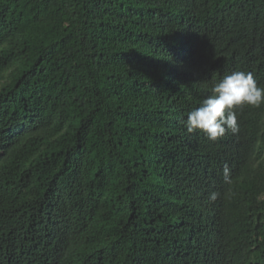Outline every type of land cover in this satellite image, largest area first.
<instances>
[{
	"label": "trees",
	"instance_id": "trees-1",
	"mask_svg": "<svg viewBox=\"0 0 264 264\" xmlns=\"http://www.w3.org/2000/svg\"><path fill=\"white\" fill-rule=\"evenodd\" d=\"M237 70L264 0H0V264H264V104L182 124Z\"/></svg>",
	"mask_w": 264,
	"mask_h": 264
},
{
	"label": "clouds",
	"instance_id": "clouds-1",
	"mask_svg": "<svg viewBox=\"0 0 264 264\" xmlns=\"http://www.w3.org/2000/svg\"><path fill=\"white\" fill-rule=\"evenodd\" d=\"M208 91L209 96L187 113L182 124L188 133L199 131L210 141L239 132L238 109L245 105L260 107L264 104V85L258 84L248 71L237 70L226 74L208 87L206 93ZM231 180V169L225 164L223 181L230 184ZM218 195V192H211L208 200L214 202Z\"/></svg>",
	"mask_w": 264,
	"mask_h": 264
}]
</instances>
